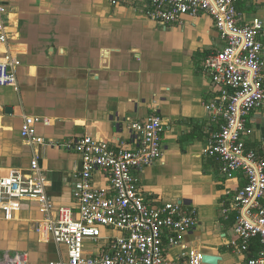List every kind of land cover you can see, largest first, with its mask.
<instances>
[{"label": "crops", "instance_id": "0c3cea01", "mask_svg": "<svg viewBox=\"0 0 264 264\" xmlns=\"http://www.w3.org/2000/svg\"><path fill=\"white\" fill-rule=\"evenodd\" d=\"M3 4L10 37L0 42V60L17 58L20 65L16 85L0 86V175L26 168L37 156L50 197L56 204H70L80 156L29 143L21 135L24 118H38L36 135L45 141L89 135L133 147L129 124L156 110L163 123V149L139 173L143 194L149 200L180 202L184 209H195L197 217L181 244L167 250V260L198 250L219 256L215 264H247L259 254L258 237L247 251L231 245L234 211L223 213L244 175H223L220 162L204 154L218 130L205 104L219 94L204 58L224 45L209 15L162 24L145 14L147 0ZM238 10L246 21L257 16L264 23V0L241 1ZM248 118L255 136L262 134L264 107ZM248 143L255 145L254 136ZM39 218L32 201L0 202V258L24 253L27 264L66 258L64 245L35 231Z\"/></svg>", "mask_w": 264, "mask_h": 264}, {"label": "built area", "instance_id": "2783aa9c", "mask_svg": "<svg viewBox=\"0 0 264 264\" xmlns=\"http://www.w3.org/2000/svg\"><path fill=\"white\" fill-rule=\"evenodd\" d=\"M123 1L109 0L111 5ZM241 1L147 0L145 14L170 24L185 15L205 13L224 42L204 58V68L219 87L217 97L205 104L218 130L204 154L220 162L223 175H244V184L236 188L223 213L234 211L236 239L231 245L247 251L252 238L258 237L261 250L247 264H264V129L255 136L257 130L248 118L264 107V23L257 16L243 19L238 10ZM5 14L0 0L2 43L10 37ZM19 65L17 58L0 60V86L16 85ZM37 121V117L24 118L21 135L29 143L54 145L80 156L72 202L56 204L50 197L49 181L37 156L26 168L0 175V202L36 203L40 218L35 231L66 248L65 259L47 264H205L198 250L182 251L167 260V250L180 245L184 234L197 224L195 209H184L177 201L149 200L143 194L139 173L153 165L163 149V123L156 110L129 124L135 136L133 147L89 135L45 141L36 135ZM253 136L255 145H249ZM0 264H27L26 254H5Z\"/></svg>", "mask_w": 264, "mask_h": 264}, {"label": "water", "instance_id": "95a60500", "mask_svg": "<svg viewBox=\"0 0 264 264\" xmlns=\"http://www.w3.org/2000/svg\"><path fill=\"white\" fill-rule=\"evenodd\" d=\"M220 259L217 255H211V254H203L202 261L205 264H215Z\"/></svg>", "mask_w": 264, "mask_h": 264}]
</instances>
